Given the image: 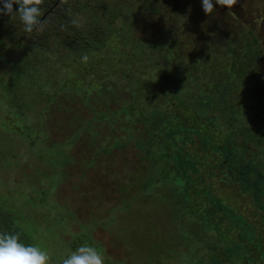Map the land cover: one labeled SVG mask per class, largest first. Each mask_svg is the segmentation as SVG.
Here are the masks:
<instances>
[{
  "label": "rangeland",
  "instance_id": "374dc122",
  "mask_svg": "<svg viewBox=\"0 0 264 264\" xmlns=\"http://www.w3.org/2000/svg\"><path fill=\"white\" fill-rule=\"evenodd\" d=\"M110 5L99 44L51 40L36 84L0 67V206L51 264L85 244L105 264H264V0Z\"/></svg>",
  "mask_w": 264,
  "mask_h": 264
},
{
  "label": "trees",
  "instance_id": "16d2710c",
  "mask_svg": "<svg viewBox=\"0 0 264 264\" xmlns=\"http://www.w3.org/2000/svg\"><path fill=\"white\" fill-rule=\"evenodd\" d=\"M111 1L67 0L66 3H61V0H45L41 19L47 21V27L42 33L25 32L18 18L0 16V67L3 70L6 64H13L14 71L11 82L15 83L21 78H27L36 84V82L40 81L43 73L41 65L44 58L41 57V52L48 50V46L54 37H58V41L62 45L67 46L72 52H79L80 50L90 48L93 44L100 43L108 26L120 15V12L116 8L111 7ZM161 1L139 0L141 7L146 13L160 8ZM13 7L15 9L16 6L14 5ZM71 7L79 10L84 9V13H90L89 25L84 24L82 21L81 27L73 26L71 21L77 19V17L69 12V8ZM247 35L250 45L259 54L257 40L251 33L247 32ZM213 42L216 43V41ZM224 42L222 39L221 44ZM9 85L8 82H5L3 88L9 90ZM211 90L214 91V89ZM152 123L154 121H149V124ZM148 127L150 128L149 125ZM189 133H183V141L190 140L191 132ZM170 135V133L164 135L168 142H172ZM228 135L229 132H227ZM230 142L227 143L229 147H231L229 145ZM146 180H148L147 177H145L144 182ZM137 184H140L139 187H141V180ZM0 232L19 233L22 243L34 245L31 233L24 231L18 221L17 215L1 206ZM174 247L175 245H173Z\"/></svg>",
  "mask_w": 264,
  "mask_h": 264
},
{
  "label": "clouds",
  "instance_id": "9594fccd",
  "mask_svg": "<svg viewBox=\"0 0 264 264\" xmlns=\"http://www.w3.org/2000/svg\"><path fill=\"white\" fill-rule=\"evenodd\" d=\"M67 0H61L66 3ZM238 0H201L204 14L209 16L215 8L231 10ZM45 0H0V16L16 17L25 32L42 33L46 30L47 21L43 16ZM16 6L15 9L13 6ZM75 27L82 26V19L71 21ZM82 62H87L86 54ZM0 264H51L49 252L38 245H25L19 233L0 232ZM60 264H105V257L92 245H82L62 259Z\"/></svg>",
  "mask_w": 264,
  "mask_h": 264
}]
</instances>
